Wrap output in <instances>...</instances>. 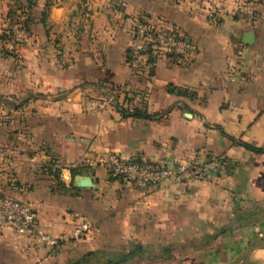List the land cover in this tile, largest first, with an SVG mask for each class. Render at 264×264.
Segmentation results:
<instances>
[{
    "label": "crops",
    "instance_id": "crops-1",
    "mask_svg": "<svg viewBox=\"0 0 264 264\" xmlns=\"http://www.w3.org/2000/svg\"><path fill=\"white\" fill-rule=\"evenodd\" d=\"M138 18L191 37L193 62L131 67ZM110 154L211 171L136 188ZM0 191L42 234L91 226L55 250L0 229V264H229L263 241L264 0H0Z\"/></svg>",
    "mask_w": 264,
    "mask_h": 264
},
{
    "label": "built area",
    "instance_id": "built-area-1",
    "mask_svg": "<svg viewBox=\"0 0 264 264\" xmlns=\"http://www.w3.org/2000/svg\"><path fill=\"white\" fill-rule=\"evenodd\" d=\"M12 32L16 43L23 44L27 41L28 33L18 23L13 25ZM131 36L128 63L134 69L149 68L150 59L161 57H172L182 65H190L198 52V46L191 37L174 29H159L146 18L134 21ZM102 163L112 176L136 188L160 186L167 182L181 183L187 179L206 180L211 171V163H155L137 158L126 159L117 154H110ZM76 219L78 223L72 236L54 237L42 234L34 209L0 191V229H11L20 236L38 237L50 250L58 249L70 238H86L91 229L90 224L84 218Z\"/></svg>",
    "mask_w": 264,
    "mask_h": 264
},
{
    "label": "water",
    "instance_id": "water-1",
    "mask_svg": "<svg viewBox=\"0 0 264 264\" xmlns=\"http://www.w3.org/2000/svg\"><path fill=\"white\" fill-rule=\"evenodd\" d=\"M244 38L245 43L249 45L254 42L255 35L247 33ZM262 252H264V240L249 247L229 264H264Z\"/></svg>",
    "mask_w": 264,
    "mask_h": 264
},
{
    "label": "trees",
    "instance_id": "trees-1",
    "mask_svg": "<svg viewBox=\"0 0 264 264\" xmlns=\"http://www.w3.org/2000/svg\"><path fill=\"white\" fill-rule=\"evenodd\" d=\"M22 27L27 30V26L26 25L23 24ZM123 114H124V116L135 117V118L146 119V120H154V119H156L158 117V115H150V114H148L146 112H142V111H140L138 109L134 110L131 113H125L123 111ZM243 146L246 149H248L250 151H254L256 153H262L263 152V149L255 148V147H252L250 145L243 144Z\"/></svg>",
    "mask_w": 264,
    "mask_h": 264
}]
</instances>
